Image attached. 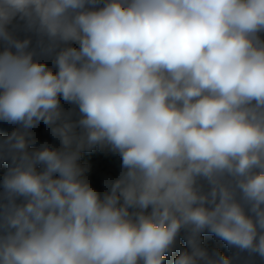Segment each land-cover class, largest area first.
<instances>
[{"label":"clouds","instance_id":"9594fccd","mask_svg":"<svg viewBox=\"0 0 264 264\" xmlns=\"http://www.w3.org/2000/svg\"><path fill=\"white\" fill-rule=\"evenodd\" d=\"M262 32L264 0H0V121L55 125L62 98L83 130L53 127L62 150L7 137L0 264H164L182 228L175 264H232L204 231L264 258ZM97 145L122 158L103 197L78 163Z\"/></svg>","mask_w":264,"mask_h":264},{"label":"trees","instance_id":"16d2710c","mask_svg":"<svg viewBox=\"0 0 264 264\" xmlns=\"http://www.w3.org/2000/svg\"><path fill=\"white\" fill-rule=\"evenodd\" d=\"M8 31L14 38L19 40L29 39L31 41L29 50L36 53L35 59L43 60L47 63L49 68L56 71V67L53 63L57 48L51 53H45L43 49L48 44L46 36H41L34 29H29L26 19L17 15L12 22L7 26ZM261 38L264 39V32L260 33ZM63 46V45H61ZM71 46L78 47L76 44ZM5 42L0 41V51H3ZM14 51V49H13ZM60 108L62 112L61 118L55 125H47L41 121L36 127L25 130L19 124H8L0 121V205L6 201L3 197V178L7 173L9 167L12 165L11 156L8 153L5 141L14 131L25 132L27 131L26 140L28 141L27 150L33 152L41 149L42 147H50L56 150H62L63 145L59 136L53 135V127L60 126L62 123H71L74 128L73 131L77 137L83 134V130L80 128L78 121L80 119L79 108L77 105L66 102L62 98L60 99ZM75 147V144H73ZM79 165L84 169V177L91 183V185L101 194V197L109 191V187L106 186L110 182L115 181L121 175L122 158L116 152H113L108 147H100L99 145L88 149L85 147L80 152L78 160ZM42 165H37V170H42ZM22 198L17 200L20 203ZM134 211V209L132 210ZM190 235L189 230L182 228L178 233L173 249L170 253H165L164 264H175L176 258L183 251H191L187 243V237ZM200 246L205 249L209 257H214L216 252V246L209 239L205 232H202L199 237ZM220 252L226 257L232 258V264H264V258L257 254H252L247 251H240L234 247H229L225 244ZM200 264H204L203 261Z\"/></svg>","mask_w":264,"mask_h":264},{"label":"built area","instance_id":"2783aa9c","mask_svg":"<svg viewBox=\"0 0 264 264\" xmlns=\"http://www.w3.org/2000/svg\"><path fill=\"white\" fill-rule=\"evenodd\" d=\"M201 184L204 185V190H207V184L205 181H200ZM151 209L147 210L150 211ZM207 236L209 237V239L214 243V245L216 246V252H220V249L226 244V242H224L223 240H221L220 238L216 237L214 234L208 232V231H204ZM215 252V253H216Z\"/></svg>","mask_w":264,"mask_h":264},{"label":"water","instance_id":"95a60500","mask_svg":"<svg viewBox=\"0 0 264 264\" xmlns=\"http://www.w3.org/2000/svg\"><path fill=\"white\" fill-rule=\"evenodd\" d=\"M149 209H150V208H149ZM149 209H148V210H149ZM219 253L221 254V252H219Z\"/></svg>","mask_w":264,"mask_h":264}]
</instances>
